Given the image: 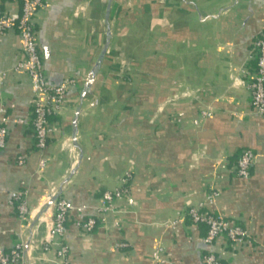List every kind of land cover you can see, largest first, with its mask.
<instances>
[{"label": "crops", "instance_id": "obj_1", "mask_svg": "<svg viewBox=\"0 0 264 264\" xmlns=\"http://www.w3.org/2000/svg\"><path fill=\"white\" fill-rule=\"evenodd\" d=\"M262 34L264 0H48L37 18L44 70L50 83L76 82L42 150L29 125L31 78L16 70L18 31L0 34L9 118L0 247L22 240L26 264H201L207 226L187 214L198 206L252 235L250 246L216 240L222 264H264V115L250 88ZM243 150L256 157L248 178L234 172ZM18 191L23 218L12 204ZM53 191L72 210L64 259L52 240ZM106 191L124 194L84 232L78 219L96 215Z\"/></svg>", "mask_w": 264, "mask_h": 264}, {"label": "built area", "instance_id": "obj_2", "mask_svg": "<svg viewBox=\"0 0 264 264\" xmlns=\"http://www.w3.org/2000/svg\"><path fill=\"white\" fill-rule=\"evenodd\" d=\"M9 2L20 4L18 15H14L7 8ZM47 3L48 0H0V34L17 30L21 40L24 58L18 63L16 70L27 73L31 78L33 100L29 125L34 133L36 146L41 150L46 147L49 136L56 126L51 119L54 109L64 102L67 88L76 82V79H68L61 84H53L48 81L37 43V18L40 10L45 8ZM253 57L257 59V68L250 82L251 105L255 112L264 115V34L256 38L254 42ZM8 123L9 118L0 95V152L6 146L9 133ZM255 163V155L249 150H243L238 155L234 172L237 176L248 178ZM45 166L46 161L41 160L40 167ZM122 194H124L123 191L104 192L98 213L86 218H79L78 226L84 232H93L99 223L104 222L105 213L112 202ZM213 196L209 198L211 199ZM52 198L55 203L52 240L53 243L58 244V256L64 259L68 248L61 243V240L66 234V223L72 210L70 204L64 198L57 197L54 191ZM12 204L16 206L20 217L23 218L28 214L24 191H18L13 195ZM187 214L194 224L207 226V234L204 238L207 250L202 254L201 264H222L220 258L212 250L213 244L219 238H225L228 242L240 246H250L254 243L248 228L238 221H232L198 206L190 207ZM158 254L159 249L156 250L154 256L157 258ZM26 261V243L22 240L8 251L0 247V264H26Z\"/></svg>", "mask_w": 264, "mask_h": 264}, {"label": "trees", "instance_id": "obj_3", "mask_svg": "<svg viewBox=\"0 0 264 264\" xmlns=\"http://www.w3.org/2000/svg\"><path fill=\"white\" fill-rule=\"evenodd\" d=\"M51 119H52V116H51Z\"/></svg>", "mask_w": 264, "mask_h": 264}, {"label": "bare ground", "instance_id": "obj_4", "mask_svg": "<svg viewBox=\"0 0 264 264\" xmlns=\"http://www.w3.org/2000/svg\"><path fill=\"white\" fill-rule=\"evenodd\" d=\"M50 221V220H49Z\"/></svg>", "mask_w": 264, "mask_h": 264}]
</instances>
